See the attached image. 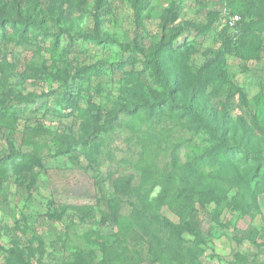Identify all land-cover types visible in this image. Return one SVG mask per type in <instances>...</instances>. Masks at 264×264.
I'll return each mask as SVG.
<instances>
[{
  "label": "rangeland",
  "instance_id": "obj_1",
  "mask_svg": "<svg viewBox=\"0 0 264 264\" xmlns=\"http://www.w3.org/2000/svg\"><path fill=\"white\" fill-rule=\"evenodd\" d=\"M16 152L1 264H264V0H0Z\"/></svg>",
  "mask_w": 264,
  "mask_h": 264
},
{
  "label": "trees",
  "instance_id": "obj_2",
  "mask_svg": "<svg viewBox=\"0 0 264 264\" xmlns=\"http://www.w3.org/2000/svg\"><path fill=\"white\" fill-rule=\"evenodd\" d=\"M22 23V25H25V26H27V25H29L31 22H29V21H22L21 22ZM249 38H250V36H248V33H246V31L240 36V41L241 42H243V44L244 43H246V41H248L249 40ZM178 75V74H177ZM177 75H176V77H177ZM169 85L167 86V90L169 91V92H173L174 91V88L171 86L172 84H170V83H168ZM170 99H172V98H170ZM189 109L190 110H193V105L191 106V104H189ZM193 112V111H192ZM194 114H196V113H194ZM206 126H207V124H206ZM71 143H68L67 144V147H68V151L70 152L71 151ZM86 147V146H85ZM92 148H93V146H91ZM92 153H95V155L97 156L98 154H97V152H95V149L94 150H90V151H88V152H85V155L87 156V158H89L90 160H93L94 158H93V156H92ZM34 155H32V154H30V153H13L12 154V156H6V157H1L0 158V171L2 172L3 170H4V166L5 165H7V163H8V159L10 158V159H12V166L11 167H13V168H15V169H18V170H23V171H26V170H30V169H32V168H34L35 167V165H34V157H33ZM4 177H5V175H4ZM233 200H235V202L237 201V199H236V197H234V199ZM260 246H263L264 247V242H259L258 243ZM1 264V263H0Z\"/></svg>",
  "mask_w": 264,
  "mask_h": 264
},
{
  "label": "built area",
  "instance_id": "obj_3",
  "mask_svg": "<svg viewBox=\"0 0 264 264\" xmlns=\"http://www.w3.org/2000/svg\"><path fill=\"white\" fill-rule=\"evenodd\" d=\"M240 17L238 15H235L231 18V26L235 27L237 22L239 21ZM0 263H1V258H0Z\"/></svg>",
  "mask_w": 264,
  "mask_h": 264
}]
</instances>
